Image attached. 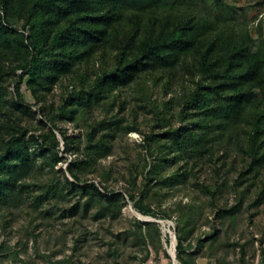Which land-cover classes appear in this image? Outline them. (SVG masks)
Here are the masks:
<instances>
[{
  "label": "rangeland",
  "instance_id": "1",
  "mask_svg": "<svg viewBox=\"0 0 264 264\" xmlns=\"http://www.w3.org/2000/svg\"><path fill=\"white\" fill-rule=\"evenodd\" d=\"M224 2L235 10L237 28L245 25L253 39L264 37V0ZM6 57L0 52V60ZM113 65L112 55L100 52L39 103L26 81L17 98L15 81L22 71L9 69L0 78V149L2 137L21 132L31 158L14 192L0 204V264H15V258L23 264H54L67 256L75 264H138L146 250L151 254L145 264H181L176 244L182 229L189 234L185 246L193 264H264V162L246 172L251 163L246 131L213 126L198 150L187 146L185 151H177L166 135L169 128L192 121L179 118L192 87L185 72H175L171 90L164 87L166 71L144 73L119 88H107L100 101L75 106L73 121L57 122L76 140L75 151H65L61 133L38 109L46 103L50 113H58L72 90L90 87L104 66ZM101 122L107 125L96 129L90 143L87 134ZM54 134L65 159L60 162L48 150ZM151 135L155 140L149 148L146 138ZM97 143L111 150L104 156ZM71 161L77 166H69ZM91 183L104 194L123 192L121 212L108 210L101 216L103 202L92 197ZM129 194L171 217L141 215ZM138 220L156 222L160 237L150 227L147 243L137 244L133 234ZM115 241L123 244L117 263L110 254Z\"/></svg>",
  "mask_w": 264,
  "mask_h": 264
},
{
  "label": "trees",
  "instance_id": "2",
  "mask_svg": "<svg viewBox=\"0 0 264 264\" xmlns=\"http://www.w3.org/2000/svg\"><path fill=\"white\" fill-rule=\"evenodd\" d=\"M224 1L0 0V52L7 56L6 60H0V68L7 63L5 71L0 70V78L9 69L14 74L22 71L15 81L17 98H21V84L26 81L39 103L60 81L74 74L78 65L90 62L100 52L112 55L114 65L104 66L90 87L84 85L79 91L72 90L58 113H50L46 103L38 109L48 124L59 130L68 153L75 151L76 140L60 129L57 122L73 121L77 112L75 106L100 101L107 88H119L144 73L166 71L164 87L171 90L175 85V72L183 71L192 87L182 101L179 118L182 123L188 122L189 118L192 121L169 128L166 135L177 151H185L189 146L198 150L213 126L221 130L243 128L251 156L246 172H251L264 162V37L253 39L247 26L237 28L235 10ZM2 90L3 86H0V95ZM17 108H24V113L31 112L23 105H17ZM103 125H107L106 122L97 124L98 127L87 134L90 143L96 129ZM205 129L208 130L206 133ZM17 133L8 139L2 137L0 204L14 192L31 161L29 144L21 132ZM147 140L149 146L155 137L151 135ZM60 146L61 142L54 134L48 150L56 162L65 160L59 156ZM95 148H100L102 155L111 150L105 143H97ZM77 164L71 161L69 166ZM73 176L80 182L76 174ZM87 187L94 190V200L98 198L103 202L101 216L108 210L121 212V200H125L123 192L107 191L104 194L94 183ZM127 197L143 216L171 217L167 211H155L142 200L137 202L130 194ZM136 225L133 235L137 244L147 243L146 229L150 227H156L160 237L156 222L138 220ZM188 235L184 229L177 233L176 258L181 264L194 263L185 246ZM119 245L123 244L115 241L110 249L116 263L122 248ZM150 252L146 250L138 264H145ZM12 254L16 256V253ZM15 260V264H23L22 260ZM54 264L75 263L73 256H67Z\"/></svg>",
  "mask_w": 264,
  "mask_h": 264
}]
</instances>
